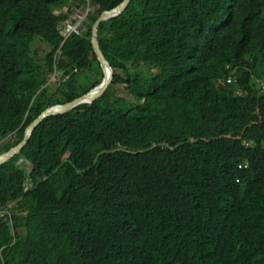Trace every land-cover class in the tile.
Instances as JSON below:
<instances>
[{
  "label": "trees",
  "instance_id": "trees-1",
  "mask_svg": "<svg viewBox=\"0 0 264 264\" xmlns=\"http://www.w3.org/2000/svg\"><path fill=\"white\" fill-rule=\"evenodd\" d=\"M121 2L0 0L3 153L46 108L100 85L92 27ZM87 6L66 38L63 22ZM263 10L131 0L102 22L112 85L47 118L0 166V208L15 204L13 226L0 220V264H264ZM36 36L52 48L47 70L31 55Z\"/></svg>",
  "mask_w": 264,
  "mask_h": 264
},
{
  "label": "water",
  "instance_id": "water-1",
  "mask_svg": "<svg viewBox=\"0 0 264 264\" xmlns=\"http://www.w3.org/2000/svg\"><path fill=\"white\" fill-rule=\"evenodd\" d=\"M131 0H123L119 5L114 7L111 10L103 11L95 24L92 27V38L91 43L94 50V54L96 55L97 61L100 64L102 73H103V80L97 87L91 89L88 93L79 96L78 98L74 99L71 102H67L64 104H59L55 106H50L46 108L42 113L28 125L25 129L23 139L13 148L10 150L2 153L0 155V166L9 162L13 157L18 155L22 149L27 145L30 137L34 133V131L49 117L62 115L74 110L76 107L88 104H93L96 100L101 98L104 93L108 90V88L112 85L114 81V69L105 58L98 39L99 35V27L102 22L108 21L110 19H114L119 17L124 13V11L128 8ZM69 75V72H66L61 75L60 81H58L57 85H60L61 81H64Z\"/></svg>",
  "mask_w": 264,
  "mask_h": 264
},
{
  "label": "rangeland",
  "instance_id": "rangeland-1",
  "mask_svg": "<svg viewBox=\"0 0 264 264\" xmlns=\"http://www.w3.org/2000/svg\"><path fill=\"white\" fill-rule=\"evenodd\" d=\"M82 10H78L73 14L76 20H80V17L83 16ZM263 16H264V10H263ZM52 50L51 46L47 44L41 37L36 36L32 42L31 45V55L35 59V61L44 69L47 70L46 66V56L47 54ZM92 65L95 68L98 64L95 60L92 59ZM79 74V85L82 89H89L93 86V80L91 78H85L84 75L81 72H78ZM62 74H52L47 82V86L49 87H55L57 85L58 81H60V77ZM116 94L120 97L128 98L130 101H132L128 96L127 92L125 91V86H115ZM16 137L12 136L10 138V141L13 143L15 141ZM3 147H4V141L0 142V155L3 153Z\"/></svg>",
  "mask_w": 264,
  "mask_h": 264
},
{
  "label": "built area",
  "instance_id": "built-area-1",
  "mask_svg": "<svg viewBox=\"0 0 264 264\" xmlns=\"http://www.w3.org/2000/svg\"><path fill=\"white\" fill-rule=\"evenodd\" d=\"M89 1V0H88ZM89 6H87L83 11V16L80 17V20H76L74 15H70L62 24L63 27V33L65 37L67 38L73 33H79L81 29V25L83 22L86 20V17L89 13ZM229 69V67H226ZM67 79V78H66ZM227 84H232V79L231 77H228L226 80ZM238 94H240V91H237ZM14 203L8 204L6 207H1L0 208V220H3V222H7L11 227L13 226L14 223V212H13V207Z\"/></svg>",
  "mask_w": 264,
  "mask_h": 264
},
{
  "label": "clouds",
  "instance_id": "clouds-1",
  "mask_svg": "<svg viewBox=\"0 0 264 264\" xmlns=\"http://www.w3.org/2000/svg\"><path fill=\"white\" fill-rule=\"evenodd\" d=\"M65 80H66V79H65ZM65 80H64V81H65ZM61 82H62V81H61Z\"/></svg>",
  "mask_w": 264,
  "mask_h": 264
}]
</instances>
